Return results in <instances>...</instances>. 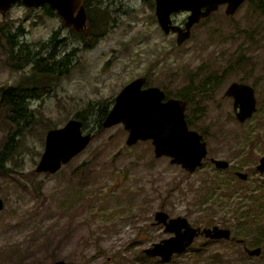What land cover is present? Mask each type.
Returning a JSON list of instances; mask_svg holds the SVG:
<instances>
[{"label":"rangeland","instance_id":"rangeland-1","mask_svg":"<svg viewBox=\"0 0 264 264\" xmlns=\"http://www.w3.org/2000/svg\"><path fill=\"white\" fill-rule=\"evenodd\" d=\"M95 1L92 8L106 5L109 21L97 28L106 31L89 47L78 38L88 24L74 32L41 4L18 0L0 11V28L18 31V42H40L55 30L45 51L56 44L55 58L71 52L65 72L35 77L39 95L27 101L28 121L14 123L0 110V142L7 132L18 141L0 170V264L56 259L69 264H264V169L256 167L264 155V0L244 2L231 17L215 12L201 35L180 47L169 44L170 35L149 16L153 10L145 0H101V6ZM9 46L0 35V86L31 70V64L10 67L9 58L16 57ZM141 74L171 94L190 79L196 84L208 74L219 76L210 96L195 94L185 108L190 127L207 143L201 166L189 172L168 156H155L149 139L126 144L127 130L116 123L99 129L57 171L35 170L47 131L42 123L61 126L84 110L94 125L97 105L109 104L125 82ZM233 80L255 87L257 109L243 121L235 116L233 98L224 94ZM211 157L229 160L228 168L216 167ZM237 169L247 178H238ZM158 209L183 215L193 225L230 227L234 237L260 251L249 254L232 238L201 234L169 259L147 255L143 248L166 236L163 225L154 223Z\"/></svg>","mask_w":264,"mask_h":264},{"label":"water","instance_id":"water-1","mask_svg":"<svg viewBox=\"0 0 264 264\" xmlns=\"http://www.w3.org/2000/svg\"><path fill=\"white\" fill-rule=\"evenodd\" d=\"M18 0H0V11L4 12ZM27 6L48 3L56 9L64 24L83 27L86 22L84 0H20ZM155 14L160 27L168 32H177V43L184 41L190 34L192 23L207 15L219 3H226V12H233L242 0H154ZM180 9H189L185 26L171 21L170 13ZM147 77L137 75L127 81L115 94L112 105L102 120L104 127L122 123L127 130L125 142L132 144L139 139H149L155 156H168L171 163L181 165L192 172L203 163L208 149L202 133L190 127L186 120L187 100L167 96L163 88L155 84L145 85ZM224 94L233 98L232 106L238 120L243 121L256 110L254 87L244 81L233 80L227 84ZM92 133L83 129L81 119L71 117L61 126L50 127L44 137V148L35 165L36 171H57L74 155L86 147ZM216 167L224 168L228 160L211 157ZM257 168L264 169V155L259 159ZM239 177L246 178L247 173L236 170ZM3 199L0 196V209ZM154 220L164 225V230L172 232L169 236L154 241L143 248L147 255H156L169 259L173 253L184 251L199 233L210 237L228 238L230 229L226 226H192L183 215L170 216L165 210L154 212ZM181 229V231H179ZM184 229V230H183ZM174 230L176 231L173 234ZM183 230V231H182ZM259 246L247 248L249 254H258ZM42 264V263H33ZM51 264H66L57 260Z\"/></svg>","mask_w":264,"mask_h":264},{"label":"trees","instance_id":"trees-1","mask_svg":"<svg viewBox=\"0 0 264 264\" xmlns=\"http://www.w3.org/2000/svg\"><path fill=\"white\" fill-rule=\"evenodd\" d=\"M95 2L100 6L102 5L101 0H96ZM41 5L43 6L45 13L52 14L53 9H51L47 3H41ZM84 6L87 16L85 25L88 24L89 28L86 32H80L79 30L81 29H79L78 38H81L84 41L85 47H89L92 46L97 41V39L105 33V29H103L101 33H98L97 28H99L101 25L108 24L109 18L106 12L107 10H105L106 5H104L103 9L99 7L92 8L91 0H84ZM97 10L102 11V14H99ZM100 20H102V23L99 22ZM85 25L82 27V29H84ZM73 31L75 32L76 30ZM17 33L18 31H11L6 26L4 29L0 28V35L10 44L9 50L11 55L16 57L9 58L10 67L19 70L25 64H31V70L29 71V73H23L15 83L7 86H0V110L8 119H10L14 123H19L22 120L28 121L29 118L32 117L29 116L30 111L28 109L27 101L30 97H36L39 95L36 91L37 84L35 82V77H37V75H58L60 73H63L68 69V61L71 59V53H66L63 58H55L56 44L52 45L51 48L47 50V52L45 51L46 44H49L57 36V31L55 30L52 32L49 38L37 43L38 48H41L43 46V56L41 54H38V56L36 57H32L33 47H30V44L28 42L17 41ZM17 53H19L20 56L17 55ZM218 81L219 76L208 74L203 78L197 80L196 84L192 79H190L188 84L179 93L171 94L166 90L165 92L167 96L170 95L184 98L188 103L193 100V95L195 94H206L207 96H210L213 93L214 89L219 85ZM86 110L89 111L87 107ZM107 112V108L101 107L97 111V113H95L96 117L94 118V125L88 124V114L84 110L77 111L73 117L82 120L83 129L85 128L92 133V139L95 134H97L98 130L104 127L102 125V120ZM186 120L188 124H191L189 116H186ZM30 121H32V119ZM50 127L53 126L42 123L43 130L45 128L47 130ZM17 143L18 141L14 138L12 132H7L4 140L0 142V170H5L4 163L12 155V152L13 150H15ZM71 159H69L68 161H70ZM68 161L66 163H68Z\"/></svg>","mask_w":264,"mask_h":264},{"label":"flooded vegetation","instance_id":"flooded-vegetation-1","mask_svg":"<svg viewBox=\"0 0 264 264\" xmlns=\"http://www.w3.org/2000/svg\"><path fill=\"white\" fill-rule=\"evenodd\" d=\"M147 3H148V5H149V8H150V11H152L153 10V12L151 13V15H149L150 17H152V19H153V21L155 20V22H156V24L158 25V27L161 29V31L163 32V34H165V35H167V36H169L170 35V40H169V44L172 46H177V47H180L181 45H182V43L184 42V41H187L188 40V38H191L192 36H196V34L198 33V34H200L201 35V33H202V31H201V29H202V27H203V25H204V23L206 22V20L212 15V14H214L215 12H217V11H221L226 17H231L233 14H235L237 11H238V9L242 6V4L244 3V2H246V1H248V0H244L240 5H238L237 7H236V9L233 11V12H226V7H227V5H226V3H219L218 4V6L215 8V9H213V10H211L207 15H205V16H202V17H200L197 21H195L194 23H192V25H191V27H190V34H189V36L184 40V41H182L181 43H177V41H176V38H177V32L176 31H172V30H170V31H168V32H165L161 27H160V25H159V23H158V20H157V17H156V14H155V1L154 0H145ZM83 4H84V1H83ZM107 4V3H106ZM108 5V4H107ZM152 5V6H151ZM85 7V6H84ZM53 11H55V10H53ZM86 11V10H85ZM5 12V11H4ZM56 12V11H55ZM189 12H190V10L189 9H182V10H179V11H177V12H171L170 13V18H171V21L173 22V23H175V24H178V25H180L181 27H184L185 26V21H186V19H187V15L189 14ZM57 13V12H56ZM181 13H184L183 14V16H181V17H178V15H181ZM225 16H223V15H221V18H225ZM86 19H87V16H86ZM226 19V18H225ZM205 20V21H204ZM86 23V22H85ZM66 25V24H65ZM85 25V24H84ZM70 26H72L73 27V25L71 24ZM198 26V30H196L195 28ZM79 29H82V27H79ZM200 38H201V36H199V40H200ZM193 41H196L197 42V38L196 39H194ZM29 43V42H28ZM37 43L38 42H31V43H29L30 44V47H33V53H32V57L34 56V57H36V56H38V54H41L42 56H43V46L41 47V48H38V46H37ZM18 55H20L19 53H17ZM31 57V58H32ZM145 75V74H144ZM146 76V75H145ZM134 78V77H133ZM132 79V78H131ZM129 81V80H128ZM245 82V81H244ZM126 83V82H125ZM124 83V84H125ZM249 83V82H248ZM123 84V85H124ZM251 84V83H250ZM145 85H149V83H148V79L146 80V83H145ZM253 87H254V84L252 83L251 84ZM122 87V86H121ZM120 87V88H121ZM119 88V89H120ZM119 91V90H118ZM117 91V92H118ZM254 91H255V87H254ZM226 95V94H225ZM111 102H109V104H98L97 106H98V108H97V110H99L101 107L102 108H107L108 110L110 109V107H111V105H112V102H113V98H111V100H110ZM256 109H257V105H256ZM235 113V112H234ZM236 116V115H235ZM84 130H86L85 128H84ZM86 131H88V130H86ZM201 133V132H200ZM204 138V137H203ZM88 145V144H87ZM43 148H44V146H43ZM208 149V148H207ZM43 150V149H42ZM83 150V149H82ZM261 157V156H260ZM260 157H259V159H260ZM210 159V161L212 162V160H211V158H209ZM38 161V160H37ZM229 160H228V165H229ZM66 164V163H65ZM65 164H63V165H65ZM259 164V162L256 164V167H257V165ZM228 165H227V167L226 168H228ZM62 167V166H61ZM60 167V168H61ZM238 170V169H237ZM235 171L236 170H234V173H235ZM246 172V171H245ZM247 173V172H246ZM236 175V174H235ZM238 178H240V179H242V180H244V179H246V178H243V177H239L238 175H236ZM248 176V175H247ZM4 201V200H3ZM189 221V220H188ZM154 223H157L155 220H154ZM189 223H190V221H189ZM158 224V223H157ZM162 224V223H161ZM191 224V223H190ZM163 225V224H162ZM161 225V226H162ZM192 226H199V225H193V224H191ZM212 225H214V224H212ZM211 225V226H212ZM216 225H218V224H216ZM210 226V227H211ZM219 226H221V225H219ZM163 227V230H164V225L162 226ZM200 227V229H202L203 227H209V226H199ZM227 227V226H226ZM229 229H230V236L228 237V238H226V239H230V238H232V239H234L236 242H238V243H241V244H244L243 245V248L245 249V251L247 252V248H252V247H255V246H252V247H248L247 246V244L245 243V240H244V238H242V237H234L233 235H232V231H231V228L229 227ZM164 232H166V236H169L170 234H172V232H167V231H165L164 230ZM204 235V236H206L204 233H199L198 235ZM198 235H196L195 236V238L198 236ZM166 236H163V237H166ZM163 237H161V238H163ZM160 238V239H161ZM208 238L209 239H213V240H219V239H224V238H221V237H210V236H208ZM160 239H158L157 241H159ZM248 253V252H247ZM57 260H63V259H56V260H54V261H52V262H50L49 264H51V263H53V262H55V261H57ZM66 264H69L68 262H66L65 260H63ZM43 264V263H42Z\"/></svg>","mask_w":264,"mask_h":264},{"label":"bare ground","instance_id":"bare-ground-1","mask_svg":"<svg viewBox=\"0 0 264 264\" xmlns=\"http://www.w3.org/2000/svg\"><path fill=\"white\" fill-rule=\"evenodd\" d=\"M244 0H242L240 3H239V5L243 2ZM48 4V3H47ZM49 5V4H48ZM51 9H53V10H55L56 11V9L55 8H53V7H51V6H49ZM57 12V11H56ZM72 27V26H71ZM72 29L73 30H79V28H76L74 25H73V27H72ZM71 53V52H70ZM69 54V53H68ZM184 230V229H183ZM182 230V231H183ZM179 231H181V229L179 230ZM175 230H174V232H173V234H175Z\"/></svg>","mask_w":264,"mask_h":264}]
</instances>
